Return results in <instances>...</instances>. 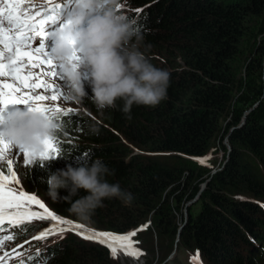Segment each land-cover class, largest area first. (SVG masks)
<instances>
[{"label":"trees","instance_id":"obj_1","mask_svg":"<svg viewBox=\"0 0 264 264\" xmlns=\"http://www.w3.org/2000/svg\"><path fill=\"white\" fill-rule=\"evenodd\" d=\"M135 2L148 9L142 15L135 12L129 20L151 45V62L169 68L167 99L155 107L133 105L128 119L119 110L120 100L115 109L98 110L89 99L92 91L85 77L88 96L78 103L68 100L73 112L58 120L62 154L47 160L37 157L31 165H25L24 159L20 164L14 161L23 190L36 195L54 213L99 231L127 233L151 220L157 230L176 231L179 227L169 219L171 200L180 198L176 189L182 188L181 180L191 170L165 157L205 156L222 130L219 116L230 113L226 131L233 129L225 134L232 144L231 162L209 181L203 207L189 217L183 233L191 235L192 250L198 247L205 264H264V176L251 169L255 162H249L251 157L243 152L253 153L264 167V0ZM244 50L256 55L248 57L246 78L239 74ZM245 115L246 121L239 126ZM92 126L98 133L90 131ZM244 156L246 162L241 159ZM97 157L115 169V175L107 177L109 182L118 181L134 199L130 205L118 199L105 200L90 219L82 220L68 211L67 189L59 190L57 200L48 196L47 178L68 164L77 166ZM0 165L6 171V160ZM183 190L193 197L198 185ZM240 191L245 194L242 199L235 196ZM85 194L81 190L78 195ZM33 226L25 224L21 229L24 235L40 229ZM145 231H150L149 226ZM59 244L63 250L48 264H114L108 247L99 242L72 234L60 238L58 250Z\"/></svg>","mask_w":264,"mask_h":264},{"label":"clouds","instance_id":"obj_2","mask_svg":"<svg viewBox=\"0 0 264 264\" xmlns=\"http://www.w3.org/2000/svg\"><path fill=\"white\" fill-rule=\"evenodd\" d=\"M119 0H79V7L64 26L57 31L52 56L61 65L68 88L67 100L79 102L88 96L82 68L89 71V97L97 109L119 110L131 119L133 105L157 106L167 99L170 72L157 67L149 56L150 44L144 33L133 26L123 13L117 11ZM4 127L0 135L14 145L23 146L33 159H37L46 138L62 130L58 120L42 110L17 107L2 117ZM90 131L98 133L92 126ZM115 169L99 157L89 162L57 169L47 178V194L52 200L59 198V190L67 189L70 202L68 211L82 220L90 219L105 200L118 199L130 205L134 199L120 183L109 182ZM84 190L85 195H78ZM72 196H77L74 200Z\"/></svg>","mask_w":264,"mask_h":264},{"label":"snow or ice","instance_id":"obj_3","mask_svg":"<svg viewBox=\"0 0 264 264\" xmlns=\"http://www.w3.org/2000/svg\"><path fill=\"white\" fill-rule=\"evenodd\" d=\"M63 7L65 3L57 4L52 0H44L40 5L34 0H0V121L9 105H26L30 109L42 110L54 120L73 112L72 109L65 111L60 103H56L61 99H67L56 83L55 78L58 75L56 61L46 50L44 41L52 26H56V32L64 26L58 23ZM134 11L140 13L143 9ZM45 101L53 103L46 104ZM58 132L44 140L43 149L38 154L42 160L62 154ZM12 147L13 143L0 135V161L7 162L6 171L4 166L0 165V231L4 230L6 224L12 228L31 224L33 220L50 218L53 224L47 230L48 234L74 230L83 239L95 240L106 245L113 259L117 258L119 251L136 258L144 254L135 247L139 242L133 238L138 231L145 229L147 224L122 234L99 231L62 218L51 211L36 195L24 191L20 187V178L13 169L14 160L9 158V155L22 154L25 165H31L33 159L23 146H19V152L15 154L12 153ZM198 159L200 163H204L207 158ZM34 205L37 207L34 208ZM35 238L44 239L45 236ZM11 239H13L11 235H0V249L4 247L6 240ZM8 256L9 253L6 252L0 256V264H8ZM27 260L30 264L33 257L29 256ZM195 261L198 264V252ZM18 264H25V261L20 260ZM42 264H47V258Z\"/></svg>","mask_w":264,"mask_h":264},{"label":"rangeland","instance_id":"obj_4","mask_svg":"<svg viewBox=\"0 0 264 264\" xmlns=\"http://www.w3.org/2000/svg\"><path fill=\"white\" fill-rule=\"evenodd\" d=\"M119 2L121 7L118 8L117 11L123 13L128 19H130V17L136 12L134 10L143 9L142 12L138 13L139 15H142L148 9V6L146 9H145L146 6H140L141 5V3H139L140 1L138 2V4H136L135 0H119ZM143 4H145V2H143ZM262 36L263 35L259 37V43H261ZM244 51H245V56L242 59V61L244 62V66L240 68L239 74L243 78H246L248 57L251 56L252 54H250L248 50H244ZM262 55H263V72H264V54ZM255 56L256 55H253L251 57H255ZM251 57L249 58V60H251ZM56 66L58 72V75L55 78L56 83L59 86L60 90L64 93L68 88V84L64 76V73L62 71V68L60 67L59 62H56ZM171 68L174 67L172 66ZM166 69H168L169 71V68ZM81 70L83 73V78L88 77L89 75L88 69L82 68ZM262 80L264 81V74L262 76ZM45 102L47 104L53 103L52 101H45ZM56 103H60L61 107L64 108L65 110L71 107V104L68 102V100L61 99ZM257 105L258 104H255L250 109H248L246 114L250 113ZM246 116L247 115H245L242 118L241 120L242 122L239 123V126H242L243 125L242 123L246 121ZM230 121H231L230 113L226 114L225 116L224 115H222L221 117L219 116L218 124L220 128L222 127V130H220V132H218L216 136L213 138V140L210 142L211 148L209 149V151L205 156L193 157L185 154H175V155L170 154L167 157H165V160H167L168 162L170 163L172 162L173 164L182 168L189 167L191 170V172H189L188 175L181 180L182 188L176 189V192L180 196V198L174 196L171 200L173 210L171 214L172 216H170L169 219L172 220L173 226L176 224L177 227L179 228H177V230L173 232L170 229L169 230L163 229V231L157 230V228L154 226V222H152V220L148 221L150 222V223L147 222V227L149 226L150 228V231H148L149 233L145 231L147 230L146 227L145 230L143 229L141 233H139L133 238L135 241L139 242L138 244L135 245V247L138 248L139 250H142L144 254L136 258L131 255H125L124 252L119 251L117 254V258L113 259L111 257L114 264H196L195 257L198 252L197 249L198 247L192 250L195 244L192 245L194 242L191 238V235L188 234L184 235L183 229L187 221L189 220V217L191 216L194 217L201 211L203 207V192L207 189L209 181L212 178H214V176L217 175L218 172L220 171L222 172L224 168H226L228 163L231 162L230 152L232 151V144L228 138L229 134H225L230 130L232 131L233 129V127H229L228 131H226ZM3 127H4L3 123H0V128ZM17 152H19V146L13 144L12 153L15 154ZM243 152H245L247 156L251 157V161L249 162L252 161L255 162V165L252 166L251 169L253 170L255 169L254 172H256V174H261L262 176H264V167L262 166L261 163H259L258 161L259 159L255 157L253 153L247 151L246 149H244ZM170 156H174V157H170ZM247 156H244L241 159H243V161L246 162L248 158ZM205 157L207 158L205 162L200 163L198 158H205ZM9 158L13 159L15 162L19 164L21 159H24L22 154H17L16 156H12L10 154ZM14 168L15 166L13 165V169ZM201 171L203 172L200 173ZM197 174H198V178H196ZM195 184L198 185L197 193L193 197L186 196L183 189L185 187H192ZM20 187L23 188L21 183H20ZM234 194L235 193H232V196ZM243 195L245 194H243L240 191V193L239 194L237 193V195L235 196L236 197L239 196V198L242 199L244 198ZM42 202L46 205L44 201ZM262 205H264V202ZM33 207L36 208L37 206L34 205ZM58 215L61 216L60 214ZM65 219H69V218H65ZM73 222L81 223L78 221H73ZM40 223L51 226L53 224L50 218L45 220H33L31 224L35 225L33 226L34 228H39ZM31 224L29 225L31 226ZM84 225L85 227H90L94 229L92 226L88 224H84ZM23 226L24 225H21L20 228L23 229ZM65 232L68 235L73 234L78 236L79 238H82L74 230H67ZM28 236L29 235L26 233L24 237L27 238ZM53 240L54 239H51V241ZM87 241H95V240H87ZM12 245L13 244H9V243L4 244V247L0 249V253L4 252L7 247H11ZM65 247L67 249L68 242L65 243ZM62 250L63 248L61 244H59L58 251H62ZM198 264H205L201 260L200 256H199Z\"/></svg>","mask_w":264,"mask_h":264},{"label":"bare ground","instance_id":"obj_5","mask_svg":"<svg viewBox=\"0 0 264 264\" xmlns=\"http://www.w3.org/2000/svg\"><path fill=\"white\" fill-rule=\"evenodd\" d=\"M46 206H47V204H46ZM47 207H48V206H47ZM48 208H49V207H48ZM39 225H40V229H38L37 231H35V232L31 235V237H32V241H34V242H43L44 240L47 239L48 235H52V234H48V233H47V230H48L49 228H51V225H47V224H43V223H40ZM41 235H44L45 238H44V239H37V238H35V237H39V236H41ZM59 241H60V238H59L58 242H59Z\"/></svg>","mask_w":264,"mask_h":264}]
</instances>
